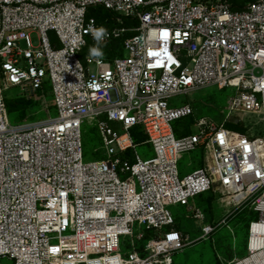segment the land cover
Instances as JSON below:
<instances>
[{"label":"built area","instance_id":"1","mask_svg":"<svg viewBox=\"0 0 264 264\" xmlns=\"http://www.w3.org/2000/svg\"><path fill=\"white\" fill-rule=\"evenodd\" d=\"M92 6L138 25L98 23L87 15ZM128 32L120 56L84 52ZM48 83L56 113L12 123L5 90L21 86L34 96ZM212 84L235 90L229 121L243 122L234 114L241 112L264 123V0H0V258L173 264L190 239L170 206L192 210L206 238L232 212L210 221L190 205L213 189L232 208L258 196L248 254L228 264H264V136L203 117L196 132L177 136L173 126L194 109L169 99ZM85 121L95 122L106 158L85 160ZM135 127L152 157L137 153ZM199 148L203 165L181 177V156ZM136 227L155 235L144 241ZM121 236L131 237L127 253Z\"/></svg>","mask_w":264,"mask_h":264},{"label":"rangeland","instance_id":"2","mask_svg":"<svg viewBox=\"0 0 264 264\" xmlns=\"http://www.w3.org/2000/svg\"><path fill=\"white\" fill-rule=\"evenodd\" d=\"M240 2L242 0H235ZM50 36L54 39V33L50 32ZM36 42V36L33 35ZM50 83L47 84L44 93H36L33 96V102L27 109H16L9 111L10 121L12 123L33 122L44 120L56 113L55 107L52 105ZM235 90L230 87L220 88L217 84H212L203 88L190 90L187 93H181L169 99L171 106H181L190 103L194 109V114L188 118L179 119L173 122L177 136H181L190 132L197 131L196 120L198 118H206L217 124L227 123L229 120L230 110L228 109L229 99L233 96ZM5 97L20 98L27 94L21 86H13L4 92ZM235 115L241 118L244 125L251 134L264 136V123L257 115H245L241 112H235ZM116 129L120 130L118 123H112ZM243 125V126H244ZM240 132L238 129L230 128ZM83 130V149L86 155L85 160H96L107 157V151L103 146L102 136L95 122H88L82 126ZM139 130L142 131L141 127ZM136 151L140 157L147 159L152 157L154 152L152 145L149 143H138ZM205 150L199 148L193 152L185 153L179 160L180 175L192 172L198 166L203 165ZM218 191V190H217ZM259 195V194H258ZM200 196L192 199L190 205L194 208L199 206L204 209L205 203H201ZM258 196L249 198L238 208L224 206L230 198L225 196H216L213 201V218L221 221L227 216L229 211L231 214L227 217L226 223H221L214 233L206 238H201L202 224L204 221L197 220L193 217L192 210L184 205H172L170 209L176 218V226L189 236L190 243L182 250H178L173 255L174 264H228L230 261L243 257L248 254L247 242L249 235V224L251 220L258 218V212L249 211V207H253ZM223 198V199H222ZM234 201L241 200L243 194L234 195ZM208 215V214H207ZM136 233L144 231L149 232L145 227H136ZM150 237V236H149ZM148 239L145 238L144 241ZM122 250L127 253L131 250V237L121 236ZM137 244L142 241L137 240ZM3 264H13L8 257L0 258Z\"/></svg>","mask_w":264,"mask_h":264},{"label":"trees","instance_id":"3","mask_svg":"<svg viewBox=\"0 0 264 264\" xmlns=\"http://www.w3.org/2000/svg\"><path fill=\"white\" fill-rule=\"evenodd\" d=\"M88 16H95L98 23H104L109 26L113 24H119V25H138L137 20H131L129 18H123L122 22H117L114 16V13L102 6H92L88 9L87 12ZM131 32H128L125 34V36L121 39L111 40L107 44H100V43H94L90 44L86 49L85 53H93L95 55L102 56L107 59H112L115 56H120L124 53V38L126 36L131 35ZM33 96L31 94H26L25 97L20 98H8L6 97V103L8 107V111L16 110V109H27L33 102ZM225 125L228 128H234L240 130L241 133H248V128L244 125L243 122H233L228 121L225 123ZM244 125V126H243ZM132 134L135 137L137 142H144L146 140V134L139 131L138 127H135L132 130ZM200 202L206 206L204 207L205 211L207 212V217L210 221H215L216 219L213 218V201L216 198L217 194L212 189L208 191L207 193L199 195ZM198 197V196H197ZM249 211L256 212L253 207H249ZM252 221V220H251ZM250 221V222H251ZM250 225V224H249ZM178 227V226H177ZM149 232L146 234V237L150 238L155 235L154 230H148ZM150 236V237H149ZM174 264V262H173ZM216 264H220L219 261L216 262Z\"/></svg>","mask_w":264,"mask_h":264},{"label":"bare ground","instance_id":"4","mask_svg":"<svg viewBox=\"0 0 264 264\" xmlns=\"http://www.w3.org/2000/svg\"><path fill=\"white\" fill-rule=\"evenodd\" d=\"M239 194H243V197H244V194H245V193L242 192V193H239ZM239 194H236V195H239Z\"/></svg>","mask_w":264,"mask_h":264}]
</instances>
